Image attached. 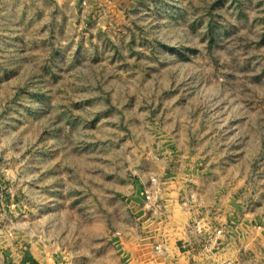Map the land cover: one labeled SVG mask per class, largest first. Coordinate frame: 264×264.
<instances>
[{"label":"rangeland","instance_id":"374dc122","mask_svg":"<svg viewBox=\"0 0 264 264\" xmlns=\"http://www.w3.org/2000/svg\"><path fill=\"white\" fill-rule=\"evenodd\" d=\"M165 157L261 235L264 0H0V264L70 263Z\"/></svg>","mask_w":264,"mask_h":264},{"label":"crops","instance_id":"0c3cea01","mask_svg":"<svg viewBox=\"0 0 264 264\" xmlns=\"http://www.w3.org/2000/svg\"><path fill=\"white\" fill-rule=\"evenodd\" d=\"M141 161L145 168L139 179L130 177L118 184L121 194L103 201L93 198L94 238L88 246L79 245L73 258L67 259L70 263L61 256V264L250 262L245 259L244 249L260 242L264 231L260 235L246 226L245 219L229 225V199L222 192L213 189L206 178L190 181L186 164L177 172L172 158H163L162 167L154 158ZM152 170L158 174L157 181L150 178ZM111 202L115 203L113 207L106 205L107 212L101 211L99 204ZM212 223L224 227L215 240L210 239ZM199 226H204L202 232ZM101 235L107 240L102 242ZM45 259L49 264L50 258Z\"/></svg>","mask_w":264,"mask_h":264},{"label":"built area","instance_id":"2783aa9c","mask_svg":"<svg viewBox=\"0 0 264 264\" xmlns=\"http://www.w3.org/2000/svg\"><path fill=\"white\" fill-rule=\"evenodd\" d=\"M147 197H150V195L147 194ZM199 229H200V232H202L203 229H204V226H199ZM207 229H210V228H207ZM212 229H213V234L210 235V239L211 240L212 239L215 240L218 235L223 233L224 227L223 226H218V227H212ZM215 243H217V241H215Z\"/></svg>","mask_w":264,"mask_h":264}]
</instances>
